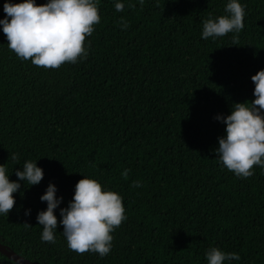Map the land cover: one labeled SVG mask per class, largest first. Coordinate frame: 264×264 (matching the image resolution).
I'll use <instances>...</instances> for the list:
<instances>
[{"label":"trees","instance_id":"1","mask_svg":"<svg viewBox=\"0 0 264 264\" xmlns=\"http://www.w3.org/2000/svg\"><path fill=\"white\" fill-rule=\"evenodd\" d=\"M122 2L117 12L115 0H98L87 58L57 69L19 59L0 31V165L10 181L25 161L43 170L0 215V244L36 264H207L211 247L238 253L231 264H264V169L246 179L228 171L215 155L225 126L214 119L254 99L264 0H240L243 29L215 40L201 39L202 25L228 0ZM84 177L123 198L127 219L103 258L70 250L59 224ZM49 183L62 197L55 244L41 241L35 219ZM0 264L15 263L0 254Z\"/></svg>","mask_w":264,"mask_h":264},{"label":"clouds","instance_id":"2","mask_svg":"<svg viewBox=\"0 0 264 264\" xmlns=\"http://www.w3.org/2000/svg\"><path fill=\"white\" fill-rule=\"evenodd\" d=\"M139 3L142 5L144 0ZM97 4L98 0H47L42 5H37L35 0L16 4L6 0L3 4L6 15L0 19V31L8 41V48L21 60H30L45 69L75 64L87 58L86 37H90L94 26L100 23ZM124 7L122 0H115L117 12ZM245 7L240 0H228L225 15L209 16L203 22L201 39L215 40L229 33H239L244 27ZM250 79L254 99L250 103H235L230 114L214 117L225 126L224 135L217 138L215 155L228 171L245 179L254 174V165L264 169V69ZM12 159L17 157L13 155ZM21 169L15 171L17 180L10 181L4 164L0 165V215L7 216L13 208V194L21 188V181L35 186L43 178V170L36 161H25ZM129 171L124 169L121 175L126 178ZM132 187L139 188L142 184L134 181ZM56 192V187L49 183L39 197L41 202H46V209L35 217L42 226L41 241L51 244L56 243L58 225L54 210L62 202ZM122 201L118 193L103 188L97 180L80 179L67 207L59 209V224L68 248L78 254L93 252L100 258L108 255L112 249V233L127 219ZM29 214L30 210H26L25 215ZM205 260L207 264H231V261H239L240 256L211 247L205 253Z\"/></svg>","mask_w":264,"mask_h":264},{"label":"water","instance_id":"3","mask_svg":"<svg viewBox=\"0 0 264 264\" xmlns=\"http://www.w3.org/2000/svg\"><path fill=\"white\" fill-rule=\"evenodd\" d=\"M0 254L15 264H36V263L30 262L29 260L24 259L20 255H17L15 252L6 249L1 244H0Z\"/></svg>","mask_w":264,"mask_h":264}]
</instances>
